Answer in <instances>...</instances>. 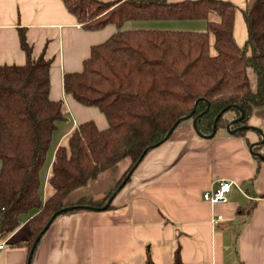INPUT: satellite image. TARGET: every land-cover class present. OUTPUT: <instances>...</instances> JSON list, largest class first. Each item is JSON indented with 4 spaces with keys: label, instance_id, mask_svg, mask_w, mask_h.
I'll return each instance as SVG.
<instances>
[{
    "label": "trees",
    "instance_id": "16d2710c",
    "mask_svg": "<svg viewBox=\"0 0 264 264\" xmlns=\"http://www.w3.org/2000/svg\"><path fill=\"white\" fill-rule=\"evenodd\" d=\"M62 1L86 30L117 28L91 46L81 70L63 75L65 91L83 105L98 107L109 125L101 129L87 120L68 132L54 151L44 189L41 173L66 108L50 94L52 59L36 56L21 29L26 61L0 65V241L25 226L27 240L13 244L26 246L28 253L57 210L106 205L145 148L164 143L182 116L193 120L201 114L197 126L211 134L225 107L241 106L247 123L253 110L264 106V0H247L242 9L248 29L243 46L234 38L238 6L230 0ZM163 19H203L206 28H125L129 21ZM229 111L240 115L237 107ZM225 112L217 130L231 120ZM116 166L120 171L110 174L115 181L94 197L99 179ZM174 250L173 264H181L179 247Z\"/></svg>",
    "mask_w": 264,
    "mask_h": 264
},
{
    "label": "crops",
    "instance_id": "0c3cea01",
    "mask_svg": "<svg viewBox=\"0 0 264 264\" xmlns=\"http://www.w3.org/2000/svg\"><path fill=\"white\" fill-rule=\"evenodd\" d=\"M230 1L238 6L234 38L243 46L248 38L242 15L247 0ZM178 20L144 21L149 25L134 20L125 28L178 30L172 28ZM183 21L197 30L206 28L203 19ZM21 29L36 56L52 59L50 94L66 108L48 151L52 155L42 179L45 189L54 151L65 135L87 120L101 129L109 125L98 107L83 105L65 91L63 75L81 70L91 46L117 28L84 29L62 0H0V65L26 61ZM261 107L253 110L248 125L264 129V121L255 116ZM261 138L255 130L239 135L226 127L211 138L174 134L139 161L110 208L59 215L41 237L31 264H173L177 246L181 264H264V161L250 152V145ZM259 151L264 155V143ZM221 179L232 182L228 200L211 204L203 194ZM216 215L222 217L219 222L213 220ZM24 228L5 241L0 264L27 263V247L13 244L27 240Z\"/></svg>",
    "mask_w": 264,
    "mask_h": 264
},
{
    "label": "water",
    "instance_id": "95a60500",
    "mask_svg": "<svg viewBox=\"0 0 264 264\" xmlns=\"http://www.w3.org/2000/svg\"><path fill=\"white\" fill-rule=\"evenodd\" d=\"M232 107L239 108L240 115H239L238 118H236V119H234V120L229 122V124L226 126L227 132H229L231 134H237L241 130H253V131L255 130V131H258L262 138L260 140H258V141H255V143H252L250 145V152L252 153V155L257 156L258 158H261L262 160H264V155L259 150L255 149V147H259L260 145H262L264 143V131H262L261 128L255 126V125L251 126V125H248V124H241V125H239L236 128H232L233 125L238 124L239 122H242V120L245 118V112H244V110H242L241 106L238 107L237 105H232L231 104V105L225 107L222 111H220L215 117V120H214V123H213V127H212V131L210 132L211 134H205V133H202L199 130V128L197 126V121H198V119H199L201 114L196 115L195 118H193V129H194L195 133H198V135H200L203 138H211V137L215 136L217 134V126H218V122H219L220 117L224 114V112L227 109L232 108ZM190 117H191V115L182 116L177 122H175L171 126V128L167 131V133H166L167 135L161 140V142L167 141V139L172 135L171 133L181 123V121H185V120L189 119ZM155 145L156 144H153V145L148 146L147 148H145V150L143 151V153L140 156L139 160L135 163V165L127 173V175H126L127 177H129L131 175V173L139 165V161L144 157V155L149 150H152ZM126 178L119 185V189H121L123 186H125V183L127 182ZM115 195L116 194L113 193V195L111 196V199L106 203V205H104L102 207L92 206V205H83V207L85 209H90V210H96V209L98 210V209H101V208L104 209V208H106V206L110 205L111 200L114 198ZM77 208H78V206H67V207L59 209V210H57V212L53 213V215L50 217V219L44 225L43 229L39 232L38 236L35 238L34 243H33L32 247L30 248L29 253H28L29 256H28V259H27V264H31L33 256H34L33 254H34V252H35V250H36V248H37V246L39 244V241H40L41 237L49 229L50 225L53 223V220L57 217V215L58 214L60 215V214L65 213L67 211H73V209H77Z\"/></svg>",
    "mask_w": 264,
    "mask_h": 264
},
{
    "label": "rangeland",
    "instance_id": "374dc122",
    "mask_svg": "<svg viewBox=\"0 0 264 264\" xmlns=\"http://www.w3.org/2000/svg\"><path fill=\"white\" fill-rule=\"evenodd\" d=\"M192 20H194V19H192ZM203 21H205V20H203ZM135 22H143L145 25H149L150 24V22L147 23V22H144V21H135ZM176 22H178V24L173 25L172 28H174V29H178L179 28L181 30H197V28H198L197 25H196L197 28L195 26H192V25H187L183 20H178ZM192 22H189V23H192ZM197 22H199V21H197ZM137 27H141V26H137ZM250 73H251V75L253 74L252 77L254 78V83H255L256 74L253 71H251ZM256 112L257 113H256L255 116L257 118H259L261 121H264V106L261 107L259 110L256 109ZM234 114H235L234 111L225 112V116H227V118H229L231 120L236 119V117H233ZM262 123H263V126H264V122H262ZM192 124H193V120L192 119L183 121L181 123V126L179 128H177L176 131L174 132L175 136H178V134H183V135H185V134H194V135H196V133H195V131L193 129V125ZM241 124H247V123H243V122L239 123V125H241ZM239 125L238 124H235V125L232 126V128H236ZM257 127L261 128V130L264 131V129H262V127H260V126H257ZM218 130L219 131H222V130L225 131V126L223 128L218 129ZM245 131H247V130H245ZM49 153L50 154H49V156L47 158V162L45 164V168L42 170V173H41V176H42V179L43 180L45 178V173H46L47 167L49 165V161L51 160L52 153L51 152H49ZM118 170L120 171L119 166H116L115 168H113L112 170H110V172H106V173H104L102 175V177L99 179V181L97 182V184L95 186L96 189L93 192V195L94 196H96V195L97 196H100L102 193H104L105 190H107L110 187V185L115 181L114 180V177L113 176H110V174L111 173H114L116 171L118 172ZM24 231H26V228H24L23 233H24ZM27 233H28V231H27ZM13 239H15V238H13Z\"/></svg>",
    "mask_w": 264,
    "mask_h": 264
},
{
    "label": "built area",
    "instance_id": "2783aa9c",
    "mask_svg": "<svg viewBox=\"0 0 264 264\" xmlns=\"http://www.w3.org/2000/svg\"><path fill=\"white\" fill-rule=\"evenodd\" d=\"M232 182L227 179H221L216 186H214L211 190H206L203 194V198L213 203H226L228 200V193L231 191ZM221 215H216L213 219L215 222H219L221 219ZM6 242L0 241V257L3 251L6 249Z\"/></svg>",
    "mask_w": 264,
    "mask_h": 264
}]
</instances>
